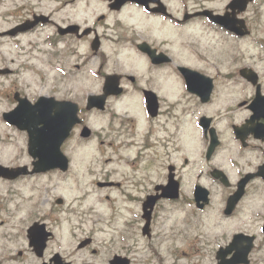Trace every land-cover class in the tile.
Segmentation results:
<instances>
[{"label": "flooded vegetation", "instance_id": "flooded-vegetation-1", "mask_svg": "<svg viewBox=\"0 0 264 264\" xmlns=\"http://www.w3.org/2000/svg\"><path fill=\"white\" fill-rule=\"evenodd\" d=\"M26 46L51 50L43 91L8 97L74 102L79 122L62 144L68 171L33 174L30 132L3 118L23 141L6 166L28 171L0 181L15 195L43 178L75 184L74 149L86 151L65 219L76 243L49 208L33 221L53 234L39 264H264V0H0V50ZM79 74L96 79L84 94ZM49 110L46 124L68 121Z\"/></svg>", "mask_w": 264, "mask_h": 264}, {"label": "rangeland", "instance_id": "rangeland-1", "mask_svg": "<svg viewBox=\"0 0 264 264\" xmlns=\"http://www.w3.org/2000/svg\"><path fill=\"white\" fill-rule=\"evenodd\" d=\"M32 41L39 43L35 37H28L26 43ZM85 50L82 49L83 53ZM51 52L48 47L31 48H16V50H0V67L10 68L14 74L9 77L0 76V164L8 165L9 162H16L15 157L23 150V141L17 138L13 130H8L3 122V113L14 106L11 98L7 97L8 91L13 92L18 86L20 89H30L32 93L43 91V79H36L37 73L47 72L48 54ZM96 79H86L79 74V79H75V91L84 94L86 84L95 82ZM10 143V144H9ZM75 150V166L73 168V176L75 184L64 185L62 179H53L49 181L47 178L32 181L30 184L37 183L40 187L39 191H29L24 195H15L9 186L0 181V259L13 257L18 252H23L22 259L13 261L7 260L4 264H39L32 255L28 244L27 229L31 226L32 219L43 217L45 212H49V208L54 210L50 222L55 225V220L61 221V228L58 236L60 240L69 244L70 232L74 229L79 233L76 223L65 221L67 212L71 208H76L80 204V199L83 195L78 193L80 186L78 180L84 179L83 158L86 151L83 147ZM26 161L14 164L22 165ZM49 188H47V187ZM21 187V186H16ZM48 189V190H47ZM96 200L95 195H91ZM65 201V207L56 205L57 199ZM87 232V228H86ZM58 240L50 244L52 249H55ZM73 244L76 241L72 242ZM187 264H190L187 262Z\"/></svg>", "mask_w": 264, "mask_h": 264}, {"label": "water", "instance_id": "water-1", "mask_svg": "<svg viewBox=\"0 0 264 264\" xmlns=\"http://www.w3.org/2000/svg\"><path fill=\"white\" fill-rule=\"evenodd\" d=\"M46 101H48V100L46 98H43V99L39 100L36 105L32 106L29 102L24 100V101L21 102L19 107L13 112V114L11 116L13 118H17L19 116H23V115L27 114L29 109L31 108L30 106H32L34 108H42V107L45 106L44 102H46ZM50 101H53V100H50ZM69 105L76 107L73 104H69ZM21 124H23V123H21ZM73 125H74L73 122H71L69 125H65L64 123L59 125V127H58V145H57V147L55 146V157H54L55 160H53V162L42 163L41 166H43V168L36 170V172H43V171H46L48 169L58 168L59 166L66 164V160L64 159V157L60 153V147H61L62 142L68 136L70 130L73 127ZM55 130L56 129H53V131H55ZM30 153L33 156H36L35 153L31 149H30ZM25 169L26 168H23V169H8V168H6V167H4L3 165L0 164V178L6 177L8 175L10 177H15L19 171H22V170L25 171ZM36 228L37 227H33L32 228V232L34 234V237H35V235L38 232V230H36ZM32 237H33V235H32ZM37 238H40V243H42V245L44 247L45 238L44 237L41 238L39 232H38Z\"/></svg>", "mask_w": 264, "mask_h": 264}]
</instances>
